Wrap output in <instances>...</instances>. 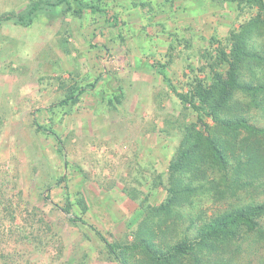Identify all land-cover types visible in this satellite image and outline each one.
I'll list each match as a JSON object with an SVG mask.
<instances>
[{
  "label": "rangeland",
  "instance_id": "obj_1",
  "mask_svg": "<svg viewBox=\"0 0 264 264\" xmlns=\"http://www.w3.org/2000/svg\"><path fill=\"white\" fill-rule=\"evenodd\" d=\"M56 1L0 0V16L44 4L29 25L0 21V264H119L92 226L133 247L130 264H162L135 249L141 238L168 250L196 239L213 217L264 202V133L226 129L205 114L230 166L243 165L242 172L228 176L204 138L193 163L175 175L191 191L171 211H156L190 131L209 135L178 94L192 96L197 84L213 82L220 52L257 16L256 5L46 4ZM250 46L263 59L245 67L243 79L264 82V26L253 31ZM222 114L264 128V92H237ZM171 264H264V236L242 227L237 237Z\"/></svg>",
  "mask_w": 264,
  "mask_h": 264
},
{
  "label": "trees",
  "instance_id": "obj_2",
  "mask_svg": "<svg viewBox=\"0 0 264 264\" xmlns=\"http://www.w3.org/2000/svg\"><path fill=\"white\" fill-rule=\"evenodd\" d=\"M230 1L252 3L258 7V14L249 23L244 25L240 31L233 33L230 50L223 49L220 52L219 64L213 69V82L209 86L197 84L192 96L183 93L178 94L183 103H192V106L198 113L199 123L208 130L209 135L205 136L200 131L194 133L190 131L191 134H189L187 140L188 144L181 148L178 157L170 164L171 178L168 186V197L156 208V211H171L173 206L181 202V197L191 191L190 186L176 178L175 175L187 169L193 163L204 138L221 168L228 176L234 170L238 172L237 175H240L242 172L243 165L242 167L239 165L237 167L230 166L222 146L221 136H217L211 132V126L205 120V114H209L217 126L226 129L239 130L245 128L251 132L264 133V128L253 124L248 117L242 115L225 116L222 114L223 109L234 99L237 92L244 91L253 96H258L264 92V82L254 83L243 79V69L250 66L253 61L263 59L260 51L250 46V37L256 28L264 26V0ZM61 3H66L69 6L70 0H57L54 3L46 4L58 5ZM43 5L36 2L26 14L22 15L15 13L3 14L0 16V21L17 18L21 23L29 25L34 21L36 12L42 9ZM221 65H227V69L223 71ZM163 75L165 76V73ZM82 91L83 89L80 90V92ZM70 99H77V94L67 97L61 102L67 103ZM195 100H198L199 104H196ZM207 109L209 111L206 112ZM45 131L48 130L45 129ZM248 157H250L249 162L256 159L255 153L248 154ZM66 211H69V209ZM263 215L264 202L241 206L217 215L203 223L198 230L197 238L194 240H183L168 250H161L153 240L149 237H144L140 239L135 249H143L152 259L159 263L171 264L177 257L202 249L214 240L237 237L242 227H247L249 230L259 232L264 236V223L260 221ZM72 220L75 221L77 218L72 217ZM81 221L87 224L85 220ZM92 227L99 239L105 243L109 253L119 264H130L127 252L133 249V247L119 242H112L98 228Z\"/></svg>",
  "mask_w": 264,
  "mask_h": 264
}]
</instances>
